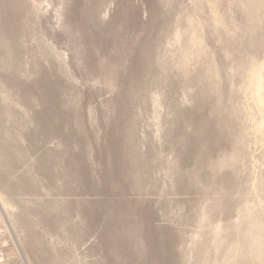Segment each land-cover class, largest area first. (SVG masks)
I'll use <instances>...</instances> for the list:
<instances>
[{
  "label": "rangeland",
  "instance_id": "1",
  "mask_svg": "<svg viewBox=\"0 0 264 264\" xmlns=\"http://www.w3.org/2000/svg\"><path fill=\"white\" fill-rule=\"evenodd\" d=\"M257 76L264 0H0V264H264Z\"/></svg>",
  "mask_w": 264,
  "mask_h": 264
},
{
  "label": "bare ground",
  "instance_id": "2",
  "mask_svg": "<svg viewBox=\"0 0 264 264\" xmlns=\"http://www.w3.org/2000/svg\"><path fill=\"white\" fill-rule=\"evenodd\" d=\"M257 69V68H256ZM260 71V70H259ZM258 71V72H259ZM254 72V71H253ZM252 75V74H251ZM253 78V77H252ZM251 81V80H250ZM264 83V81H263V79L261 78V76H257L256 78H255V84H254V93H253V95H254V98H256V100L257 101H259L260 103L261 102H264V97L262 96V89H263V84ZM264 90V89H263ZM258 103V102H257ZM262 105H263V103H261ZM261 105V106H262ZM260 107V106H259ZM262 108H264V105H263V107ZM0 204H1V206H2V208L3 209H5V210H11L12 208H13V206L10 204V202H8V200L7 199H5L2 195H0Z\"/></svg>",
  "mask_w": 264,
  "mask_h": 264
}]
</instances>
